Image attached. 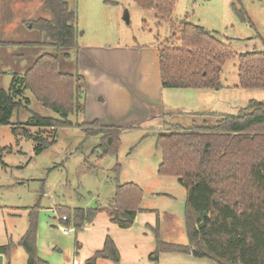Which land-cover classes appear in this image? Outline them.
<instances>
[{
    "label": "rangeland",
    "instance_id": "374dc122",
    "mask_svg": "<svg viewBox=\"0 0 264 264\" xmlns=\"http://www.w3.org/2000/svg\"><path fill=\"white\" fill-rule=\"evenodd\" d=\"M232 1L176 0L171 21L158 24L154 12L141 9L134 0H66L77 15L75 26L79 43L88 42L91 37L122 43L129 40L137 45L147 44L153 39L155 42L156 37L163 42L172 33L177 34L180 23L187 19L219 33V38L226 37L237 53L264 50V0H240V3L234 0L237 7L246 11L250 22H241L237 18ZM38 18H51V13L44 7V0H0V40L6 42L0 47V88L7 89L13 76L23 74L43 53L58 56L60 71L77 74L80 61L77 62V57L81 50L78 46L65 48L41 44L45 41L44 34L31 26L32 21ZM155 44L157 46V42ZM84 83L81 102L86 93ZM237 83V59L233 57L222 68L220 90H213L214 96L203 95L205 100L201 102L204 106L195 109L191 95L185 90L188 88H174L168 94V97L172 95L169 101L173 107L165 110L163 121L153 117L138 126H114L120 130V146L116 153L105 155L100 152V135H87L85 129L78 125H83V115L79 111L67 115L72 125L56 129L27 127L43 140L55 137L54 143L38 153L35 141L22 137L17 139L11 125H0V207L8 210L21 207L24 210L39 206L35 213L36 232L27 240L36 251V260L62 264L74 256L79 264H88V258L102 247L103 239L108 235L119 246L120 261L115 263L97 258L93 264H156L147 259L155 248L156 228L162 241L187 244L184 221L186 190L177 177L158 173L161 151L156 145V136L159 131L170 127L165 122L191 126L204 118L195 125L212 127L218 116L235 114L251 100L264 101V89H241L237 88ZM135 91L141 95L148 94L150 98H146L156 102L154 91ZM25 96L29 99V108L37 114L61 117L54 110L43 107L29 90ZM207 98L212 100L207 102ZM165 100H168L167 96ZM109 106L111 103L107 102L103 108ZM185 108L207 113L196 115L201 121L198 118L183 119L182 113L188 115ZM117 162L120 170L115 177L111 168ZM123 182H133L141 187L143 195L139 205L149 209L139 214L129 230L119 228L106 213L98 212L87 226L77 228L71 222L69 227L73 230L63 233L59 227L66 225L58 220L62 214L56 212L55 215L49 211L56 205L71 209L105 207L116 184ZM8 214L0 212V245H9L4 253V264H27L28 253L22 240L30 218L35 216L26 212ZM132 241L135 242L130 247ZM160 253H164L162 257L165 259L170 258L168 264H178L176 258L182 260L179 264H188L189 253ZM199 263L217 264L207 258ZM160 264L166 263L161 261Z\"/></svg>",
    "mask_w": 264,
    "mask_h": 264
},
{
    "label": "trees",
    "instance_id": "16d2710c",
    "mask_svg": "<svg viewBox=\"0 0 264 264\" xmlns=\"http://www.w3.org/2000/svg\"><path fill=\"white\" fill-rule=\"evenodd\" d=\"M134 2L143 10L153 11L158 24L171 21L176 4V0ZM231 6L241 22H250L246 11L237 7L234 0ZM44 7L51 18H38L31 23L44 34L45 41L41 44L74 48L76 12L66 0H44ZM218 35L185 19L177 34L172 33L163 42L156 37L162 88H220L224 64L236 57L237 88L264 89V50L237 53L226 37ZM5 43L0 40V47ZM26 90L43 107L61 117H44L31 110ZM82 93L81 77L60 71L58 56L43 53L23 74H15L7 89L0 88V125H11L17 139L35 141L38 153L54 143L55 137L43 140L27 127L56 129L72 125L67 115L82 108ZM82 124L78 125L87 135H100L102 155L117 152L118 128L102 126L97 121ZM156 145L161 151L158 173L177 177L186 190L184 221L188 242L181 245L162 241L156 228V246L150 258L156 260L160 252H181L217 264H264V101L251 100L235 114L218 116L212 127L172 126L159 131ZM119 170L117 162L112 167L115 177ZM142 195L136 183H117L110 205L105 209L110 221L121 228L130 227ZM95 212L96 209L76 208L75 224L81 226L83 219H91ZM68 219L66 215L65 222ZM36 225V218H30L22 240L29 255L27 264L39 263L27 242ZM7 249L9 245H0V253H6ZM95 256L114 262L119 260L116 246L109 237Z\"/></svg>",
    "mask_w": 264,
    "mask_h": 264
},
{
    "label": "crops",
    "instance_id": "0c3cea01",
    "mask_svg": "<svg viewBox=\"0 0 264 264\" xmlns=\"http://www.w3.org/2000/svg\"><path fill=\"white\" fill-rule=\"evenodd\" d=\"M76 32L78 35L77 28H76ZM105 37H107V35H105ZM153 40L148 41L147 44L139 43L137 45L134 42H129V40H126L124 43H122V42H112V40L106 38L101 39V38L91 37L88 42L79 43L78 37H76V46H78L79 51L81 50L79 56L77 57V62L80 59L76 68L77 75L82 78L83 82H85L84 88L86 84V93L85 96H83V102H81V105L83 107L80 110H78L79 113L83 115V120H82L83 122L81 123L88 124L93 121H97L102 126L133 127L135 125L138 126L142 123H145L151 120L153 117H158L159 119L162 118L163 121L166 113L165 110L167 108L173 107V105H171L172 103H170L169 101V98L171 99L172 95H170L171 97H168V94L171 93L172 89H164L161 86L159 60H158V47L155 44L156 39L155 42H152ZM220 88H216V91H219ZM135 90H139L142 92L154 91L155 93L153 99L156 102L149 100L148 98H150V96L148 94L141 95L136 93ZM185 90H188L189 94L191 95L193 100V105L196 109V108H201V106H204L203 103L201 102L205 100V97L203 95L207 94L206 96H211V95L214 96L213 90L215 89L188 88ZM165 96H167L168 99L167 101L165 100ZM209 100H212V98L206 99L207 102ZM95 101H98L99 103L98 102L95 103ZM107 102L111 103V106H109L108 108H103V105H105V103ZM181 106L182 105H180L179 107ZM185 109L187 110L188 115H183V113L181 112L182 113L181 118L183 119L191 118L193 120L198 118L199 121H201V118L197 117L196 115L207 113V111L196 112L189 108H185ZM201 122H197V123H201ZM194 123L197 124L196 122ZM164 124L170 125V127L181 126L184 128H189L195 125L192 124L191 126H183L180 123L168 124L166 122ZM123 183H127V182H123ZM123 183H119V184H123ZM112 197L113 195L111 196L110 201L105 207H93V208L74 207L73 209H71L70 207H63L62 205H56L53 208H50L49 211L53 212L55 215L56 212L58 215L60 214V212L68 215L69 216L68 222H65V220H61L60 218L58 219L59 222H62L66 226L69 227V224L72 222L74 227L83 228L87 226L88 223L93 221V219L95 218L98 212L106 213L105 209L109 207ZM36 206L37 205L32 206L31 208L29 207L24 210L21 207L20 208L11 207L12 210L11 209L8 210L6 207L5 208L0 207V212L2 214L9 212L8 215H17L20 212H26L28 214H33V216H35L37 221V215L35 213L38 210L39 206L38 207ZM76 208L83 209L84 211L96 209V212L94 213L91 219L88 220L83 219V221L80 224L81 226H77V224H75L76 219L74 213ZM148 210H149L148 208L139 205V209L136 212L132 225L134 224L140 213H144L145 211ZM106 215L108 216L107 213ZM49 224L50 226H53L52 223ZM132 225L128 228H122V229L129 230L132 227ZM28 228H29V224H28ZM35 232L36 229L33 232L32 236L35 234ZM106 237L111 238L108 235L104 237L102 247L95 250L92 256L88 258V261L90 262L88 264H93L97 258L111 260L110 258L107 257L95 256L96 252L103 248ZM134 242L135 241L131 242L130 247L134 244ZM28 244L34 251V256H35L36 251L34 247L31 246V243ZM114 244L116 246L119 255V260L115 263H118L121 258L120 249L117 243L114 242ZM76 246H79L78 242H76ZM155 246H156V238H155ZM150 254L151 252L147 255V259L154 261V263L156 264H160L161 261L168 264L170 261V258L165 259L164 257H162V254L164 253H160L156 260H152V258H150ZM187 256L188 259L186 260V263L188 261V264H201L199 262H202V260L204 259V258H196L191 254H187ZM176 259H178V264L182 261L180 258H176ZM176 259L173 260L175 261ZM73 260H77V259L73 256L70 261L63 263L71 264ZM37 261L39 263L46 264V262L44 261L41 260H37ZM111 261L114 262L113 260Z\"/></svg>",
    "mask_w": 264,
    "mask_h": 264
},
{
    "label": "built area",
    "instance_id": "2783aa9c",
    "mask_svg": "<svg viewBox=\"0 0 264 264\" xmlns=\"http://www.w3.org/2000/svg\"><path fill=\"white\" fill-rule=\"evenodd\" d=\"M61 220H66V215H62ZM59 228L63 233H68L73 230V227H68V226H60ZM62 264H68V263H62ZM71 264H78V262L77 260H73Z\"/></svg>",
    "mask_w": 264,
    "mask_h": 264
},
{
    "label": "water",
    "instance_id": "95a60500",
    "mask_svg": "<svg viewBox=\"0 0 264 264\" xmlns=\"http://www.w3.org/2000/svg\"><path fill=\"white\" fill-rule=\"evenodd\" d=\"M125 19L128 21V17L127 16L125 17ZM203 215H206V214L203 213ZM0 264H4V254H2V253H0ZM38 264H42V263H38Z\"/></svg>",
    "mask_w": 264,
    "mask_h": 264
}]
</instances>
